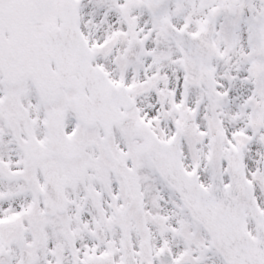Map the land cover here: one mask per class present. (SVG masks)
Segmentation results:
<instances>
[{
  "label": "snow or ice",
  "instance_id": "obj_1",
  "mask_svg": "<svg viewBox=\"0 0 264 264\" xmlns=\"http://www.w3.org/2000/svg\"><path fill=\"white\" fill-rule=\"evenodd\" d=\"M0 264H264V0H0Z\"/></svg>",
  "mask_w": 264,
  "mask_h": 264
}]
</instances>
